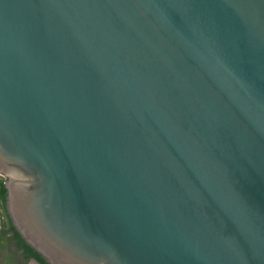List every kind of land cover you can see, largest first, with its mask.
<instances>
[{"label":"water","instance_id":"95a60500","mask_svg":"<svg viewBox=\"0 0 264 264\" xmlns=\"http://www.w3.org/2000/svg\"><path fill=\"white\" fill-rule=\"evenodd\" d=\"M0 175L50 264H264V0H0Z\"/></svg>","mask_w":264,"mask_h":264},{"label":"trees","instance_id":"16d2710c","mask_svg":"<svg viewBox=\"0 0 264 264\" xmlns=\"http://www.w3.org/2000/svg\"><path fill=\"white\" fill-rule=\"evenodd\" d=\"M5 177L0 175V264H50L15 227L6 206Z\"/></svg>","mask_w":264,"mask_h":264},{"label":"rangeland","instance_id":"374dc122","mask_svg":"<svg viewBox=\"0 0 264 264\" xmlns=\"http://www.w3.org/2000/svg\"><path fill=\"white\" fill-rule=\"evenodd\" d=\"M29 264H36V263L31 261Z\"/></svg>","mask_w":264,"mask_h":264},{"label":"flooded vegetation","instance_id":"af4514ba","mask_svg":"<svg viewBox=\"0 0 264 264\" xmlns=\"http://www.w3.org/2000/svg\"><path fill=\"white\" fill-rule=\"evenodd\" d=\"M32 262H35V261H33V260H31ZM36 263V262H35ZM37 264V263H36Z\"/></svg>","mask_w":264,"mask_h":264}]
</instances>
